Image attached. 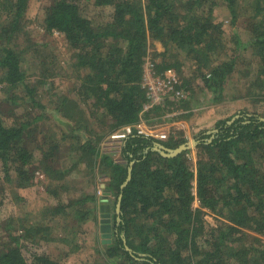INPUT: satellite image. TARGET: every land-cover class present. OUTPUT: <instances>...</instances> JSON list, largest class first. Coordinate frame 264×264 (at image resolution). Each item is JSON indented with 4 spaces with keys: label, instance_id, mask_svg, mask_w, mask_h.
Listing matches in <instances>:
<instances>
[{
    "label": "trees",
    "instance_id": "1",
    "mask_svg": "<svg viewBox=\"0 0 264 264\" xmlns=\"http://www.w3.org/2000/svg\"><path fill=\"white\" fill-rule=\"evenodd\" d=\"M28 1L0 0V84L8 100L3 103L26 101L36 106V90L29 87L21 54L10 46L23 30ZM238 2L94 0L95 7L111 9L106 21L84 16L76 0H53L42 6L44 31L64 37L72 56L70 69L78 73L79 92L92 101L97 115L105 116L108 128L86 133L93 137L75 147V163L61 170L56 167L60 145H53L36 160L26 140L31 122H7L0 112V164L7 181L14 175L18 189L31 186L38 169L62 181L81 163L93 171L99 166L96 175L105 178L104 197L87 198L91 208H85L86 201L70 200L54 210L71 213L67 217L79 225L96 217L95 213L101 216L100 231L110 239L104 240L102 264H264V115L259 109H239L216 121L212 130L195 135V163L187 156L189 150L170 158L153 150L156 145L174 150L185 144L180 131L170 133L166 141L132 133L119 146L117 162L110 158L111 152L101 155L99 148L106 134L140 119L149 123L191 108L189 100H167L163 106L143 111L148 102L141 87L147 59L157 74L168 69L180 72L182 63L190 61L197 72L192 79L200 78L213 102L221 100L229 80L254 76L247 95L258 98L264 107V0L246 1L255 21L244 44L236 35L226 40L215 16L219 7H225L234 21ZM153 42L164 50L153 52L150 58ZM246 51L252 59L247 63ZM42 65V79L56 70L51 61ZM185 84L180 80L177 89L192 91ZM63 100L59 110L73 122L68 126L87 132L89 120L83 111L68 98ZM41 119L38 115L32 122ZM129 169L130 179L123 186ZM207 212L222 220L210 226ZM11 228L6 224L7 232L0 234V264H64L45 253L32 254L30 260L24 256L22 241L35 245L38 233L48 235V229L20 223L13 234Z\"/></svg>",
    "mask_w": 264,
    "mask_h": 264
},
{
    "label": "rangeland",
    "instance_id": "2",
    "mask_svg": "<svg viewBox=\"0 0 264 264\" xmlns=\"http://www.w3.org/2000/svg\"><path fill=\"white\" fill-rule=\"evenodd\" d=\"M52 1H28L23 30L16 39H12L13 43L10 45L21 54L23 70L26 78L30 80L29 87H34L36 90L34 96L38 104L34 106L31 102L27 103L26 101L13 104L3 103L8 100L2 94V85L0 84V112L8 118L7 122L12 120L24 122V119L31 122L29 129L32 131L26 140L36 160L41 159V154L53 145H60L56 157V167L65 170L76 161L75 147L82 144L85 138L93 137L86 133L92 132V129L98 133L103 130L106 132L109 121L105 116L102 115L104 117L102 118L97 115L92 101L85 99L79 92V81L76 79L78 73L70 69L72 56L64 37L57 32L48 34L43 29L41 8L51 4ZM76 1L80 5L82 14L89 19L106 21L110 17L111 9L95 7L94 0ZM246 1L248 0H239L237 3L238 16L234 21L225 7L217 9L216 20L222 23L226 40H229L232 35H236L240 38L241 43L244 44L247 41L249 30L255 20L251 17L252 8L247 6ZM33 43L37 46H31ZM152 44L149 50L150 58H152L153 52H163L164 50L159 42ZM244 56L246 63L249 60L252 61L250 51L244 52ZM43 61L53 62L56 68L55 71L47 72L45 79L39 76ZM182 65L180 72L177 71V73L181 82H186L185 86L192 89V91H187L186 99L191 103V108L189 111L173 112L155 118L147 125L159 126L163 132L168 134L175 132L173 130L177 128V131L183 132L187 142H191L199 132L212 130L216 121L239 109L247 111L259 109L264 115V107L261 102L259 103L258 98L247 95L254 76L240 77L239 75L237 79L229 80L224 87L221 100L213 102L212 94L203 88L200 78L192 79L197 76L195 66L190 61H186ZM240 68L241 65L238 66V69ZM251 69H255L254 64L251 65ZM64 98L76 103L83 111L85 118L89 120L87 132L76 131L68 126L73 122L65 119L64 113L59 110L60 107L62 108ZM38 115H41L43 119L32 122V118ZM184 115L185 118L180 117ZM108 138L109 136L106 134L101 141L100 154L111 152L110 158L114 162L120 161L119 147L109 142ZM189 151L187 156L192 160V163H195L197 151L195 148H191ZM98 172L99 166H96L93 171L86 169L81 163L65 179L56 181L38 169L35 171L33 184L18 189L13 180L14 175L11 177L12 180L7 181L0 164V234L7 232L6 224L12 226L13 234L20 229V223L29 228L48 229V235L44 231L38 233L35 245L22 241L26 260H30L32 254L45 253L64 264L104 263L106 260L103 255L106 248L104 240L109 238L100 231L101 216L95 213L96 217L88 218L85 223L79 225L75 219L67 217L72 215L71 213L57 214L54 210L58 206L66 205L70 200H83V203L86 201L85 208H91L93 204L87 201V198L104 197L105 178L97 176ZM193 206L196 208L198 204ZM67 212L70 210L68 209ZM10 218L12 221H9ZM205 220L210 226H215L222 219L216 214L207 212ZM20 233L18 231L16 234ZM0 240H2L1 237ZM72 246H75V249Z\"/></svg>",
    "mask_w": 264,
    "mask_h": 264
},
{
    "label": "built area",
    "instance_id": "3",
    "mask_svg": "<svg viewBox=\"0 0 264 264\" xmlns=\"http://www.w3.org/2000/svg\"><path fill=\"white\" fill-rule=\"evenodd\" d=\"M178 86H180V79L174 69H168L161 74H157L154 70V64L147 59L141 87L146 92L148 102L144 106L143 111H147L152 107L163 106L167 100H173L174 102L186 100L187 93L182 89H177ZM132 133L160 141H166L169 136L159 126L147 125V122L140 119L133 125L124 126L113 132L108 140L119 147ZM193 194L195 196V193ZM196 204H198V201L195 198L194 205Z\"/></svg>",
    "mask_w": 264,
    "mask_h": 264
},
{
    "label": "water",
    "instance_id": "4",
    "mask_svg": "<svg viewBox=\"0 0 264 264\" xmlns=\"http://www.w3.org/2000/svg\"><path fill=\"white\" fill-rule=\"evenodd\" d=\"M195 146H196V143L194 140H192L191 142H186L185 144H182L181 146H179L178 148H176L174 150H166L162 145H156L153 150L159 152L164 157L170 158V157H176L180 153L187 151V150H190L191 148H195ZM165 151H167L168 153H165ZM130 175H131V169L128 170L127 179H126L125 183L123 184V186L126 185L128 180L130 179ZM120 197L121 196H119V198H118V202H117V206H116V212L119 211Z\"/></svg>",
    "mask_w": 264,
    "mask_h": 264
},
{
    "label": "crops",
    "instance_id": "5",
    "mask_svg": "<svg viewBox=\"0 0 264 264\" xmlns=\"http://www.w3.org/2000/svg\"><path fill=\"white\" fill-rule=\"evenodd\" d=\"M170 126L172 125V124H169ZM173 129V128H172ZM169 130V129H168ZM173 131H177V128L175 129V130H173Z\"/></svg>",
    "mask_w": 264,
    "mask_h": 264
}]
</instances>
